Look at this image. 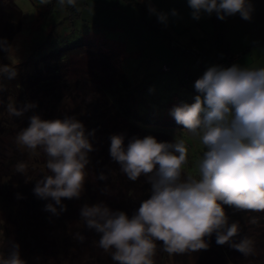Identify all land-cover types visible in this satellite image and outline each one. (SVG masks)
Returning <instances> with one entry per match:
<instances>
[{"label": "clouds", "instance_id": "9594fccd", "mask_svg": "<svg viewBox=\"0 0 264 264\" xmlns=\"http://www.w3.org/2000/svg\"><path fill=\"white\" fill-rule=\"evenodd\" d=\"M57 3L76 7L77 0ZM188 4L195 20L213 13L220 20L237 13L250 20L254 11L251 0H188ZM148 10L167 24L169 13L155 8L151 0ZM170 15L178 13L173 9ZM11 47L6 39H0V50L7 52ZM0 75L15 79L17 71L4 66ZM194 88L199 93L195 102L174 106L170 115L206 148L198 164L199 179L191 175L181 179L188 154L184 139L169 143L152 136L134 137L125 147L123 135L110 137V156L120 171L131 181L143 175L151 185L150 198L143 200L131 217L124 211H112L103 202L85 204L81 209L85 226L100 234L94 243L110 254L113 264H154L157 242H162L169 254L207 250L210 245L205 238L213 234L218 245L228 244L243 256L254 252L253 240L241 235L238 222L229 223L224 206L264 212V67L210 66ZM33 107L27 104L18 109L9 103L7 111L22 116ZM93 133L86 134L85 126L74 116L42 120L33 115L29 126L15 137L18 146L32 152L42 149L47 157L48 172L33 189L37 197L54 201L46 204L45 211L58 216L67 210L62 198L81 197L88 153L94 151L89 140ZM16 171L23 174L26 164L18 163ZM99 179L107 177L101 173ZM256 222V218L251 220ZM84 240L80 234L79 241ZM19 248L12 242L0 264H27Z\"/></svg>", "mask_w": 264, "mask_h": 264}, {"label": "rangeland", "instance_id": "374dc122", "mask_svg": "<svg viewBox=\"0 0 264 264\" xmlns=\"http://www.w3.org/2000/svg\"><path fill=\"white\" fill-rule=\"evenodd\" d=\"M13 2L22 11L23 18L21 30L14 36L11 43L12 47L9 50L8 59L11 63L15 64L22 62L29 56H31L33 60L47 51L48 42L55 45L57 39H60V41L65 44L72 43L76 40V36L71 37V34L75 35V33L72 32L77 31L78 20L70 23L66 12L57 3V0H49L48 3H43L42 0H13ZM152 2L156 3L158 1L151 0V4ZM184 2L185 1L182 2V5L186 4ZM251 2L254 5V11L252 12L250 20L242 19L239 13H237L236 15L226 17L223 21L228 31V38L231 36L235 42L237 38L234 36H239L240 40L237 41L238 45L246 40L247 42H256V46H254L255 48H253L252 51L256 61L250 67H264V24H260L258 30H256L257 27L251 30V34L240 35L242 31L248 32L250 28L264 21V0H251ZM147 5L149 6V1ZM166 7L167 4L163 6L164 11ZM184 11L190 13L186 8ZM147 14L157 18L156 15L150 14L149 11ZM207 16V14L202 15L200 20H195L191 17V20H189L187 24L201 22L205 26L211 27L213 30L214 26L211 19H207ZM3 20L4 18L1 17L0 24ZM216 20H219V18H216ZM176 21L178 24H186L185 20L181 21V19H178ZM152 33L154 34L153 30ZM158 36L159 37L155 38V40L160 46L154 43L153 47L150 48L153 37L142 36L140 40L145 41L141 43L140 47L131 48L135 50L136 53H130L129 50L131 49H125L126 52H124L122 57L121 69L135 91L137 115L143 118L147 115H151L161 121L162 119L172 117L168 107L169 102H172L174 106L182 102L189 104L195 102L194 98L197 93L194 88L195 81L200 75V72L201 74L204 73L211 65L207 63V61H203L202 64L198 65L192 56L183 55L170 49L167 45L169 41L168 38L164 37L165 40H163L160 33ZM114 37L116 36L114 35ZM147 42H149V44L146 46ZM201 43L205 44L202 37L200 39V44ZM100 44L101 43L97 42L95 45L98 48L100 47V50L103 52H109L110 49H118L115 44ZM185 46L191 48L189 45ZM243 53L239 55L238 59L243 56ZM213 55H217L214 48H212V56ZM120 57V54L116 56L115 61L119 62ZM236 60L237 59L231 63L230 67ZM69 63V69L66 75L69 81L82 76L96 83L97 81L95 79H97V76L93 75V70L99 75H101L102 72L100 64L93 60L85 51L81 52L79 55L72 56ZM162 64L169 65L172 71L159 72ZM184 74L190 75L193 80L191 79V81L187 82L184 86L179 85V80ZM33 83L32 81L29 84L28 89L25 88L23 94H18L16 98L13 97L10 98V100L13 102H17L19 99L24 100L23 104L22 102L19 103L22 104V106H25V104H34L35 107L30 108V114H32L33 110H36L37 105L40 104L41 111L39 108H37V111L42 120L57 119V114L62 108H67L69 112H72L71 100L68 99V93L70 92L68 89L61 86L62 91L60 92V98L62 99L56 101V94L52 95V98L49 94L43 96L35 92V87L32 85ZM54 90L57 93L58 90L56 88H54ZM80 94L81 93L78 91H75L76 96ZM13 102L12 104H14ZM89 103H91L90 99L85 98L81 106L82 110L77 112L76 115L86 117V119L92 115L93 105ZM25 115H27V113ZM10 118L11 117L5 116L4 114L0 115V193L4 194L5 198V200L3 199L0 201V249L4 246L5 240L3 236L5 231L8 230L10 237L18 236L20 239L18 243L20 246V256L27 264H96L95 260L89 258L87 254L79 259L75 258V260L71 255L74 251V247L72 246L69 248L70 238L74 237L72 235H75L76 229L84 228L85 226L80 215L82 209L80 205L81 201L78 203L75 198H62V203L66 205L67 210L61 212L57 216L45 211L47 203H54L50 198L48 200L36 199L35 201L29 199L27 193L31 194V189L33 187L35 188L36 181L42 178L44 174H47V168H43L44 171H42L39 176L37 173L39 168L35 166L34 169L36 172L32 173V176H28V172L23 173L24 176L28 177H26V181L22 182L18 187H2L1 180H4V176H2L4 172L16 170V165L23 162L21 161L22 157L19 153H24L27 159L30 156L29 153L34 154V152L26 147L17 145L15 137L22 129L13 123ZM84 120L79 119L80 122ZM22 123H24V121H22ZM115 124L116 123L111 122L109 126H115ZM83 125L85 126L86 134L94 130L93 135L89 137L91 143H93V137L94 139L105 140L104 136H101L100 130L93 125L92 121L87 120ZM167 131L175 139L185 140L188 154L187 163L184 165V168L190 175L199 174L198 164L203 157L204 151H206L199 137L194 136L181 126L173 127L171 130L167 129ZM124 146H127L125 140ZM39 151L41 156H38L37 153L38 159L45 161L46 155H42V149ZM194 178L197 177L194 176ZM57 208L59 210V206H57ZM224 208L229 217V223H239L241 235H246L250 238L252 235L256 234L255 228H257V225L255 226L256 223H251L253 218L250 217V214L236 210L227 205H225ZM60 239L61 241L59 242ZM205 239L210 245L207 250L202 249L196 252L172 254L164 250H162L161 253L157 251L154 256L156 259L154 260V264H244L243 259L247 256H243L239 251L233 253V250L228 244L218 245L216 243L215 234H213L211 238L206 237ZM93 240L94 239L88 237L85 248L90 247L91 245L89 242L92 241L94 243ZM97 249V256L102 260L101 264H113V261L109 260L108 255L106 256L101 248L98 247ZM259 254V252L253 254L255 261L260 262L264 260Z\"/></svg>", "mask_w": 264, "mask_h": 264}, {"label": "trees", "instance_id": "16d2710c", "mask_svg": "<svg viewBox=\"0 0 264 264\" xmlns=\"http://www.w3.org/2000/svg\"><path fill=\"white\" fill-rule=\"evenodd\" d=\"M62 8L66 12L70 23L78 20V24L76 23L78 25L77 31L72 32L75 33V35L71 34V37L76 36L74 42L65 44L62 43L60 39H57L55 45L48 42V48L46 47L47 51L45 50V53L40 54L33 60L31 59V56H29L26 60L15 64L11 63L8 59L10 49L7 52L0 50V69L7 66L9 68H16L17 71L15 79H8L6 76L0 75V115L4 114L5 116L11 117V121L21 129L26 128L29 126L30 117L38 115L37 108L40 109V104L37 105L36 110H33L32 114H30V109L22 116H11L7 111V104H12L13 102L10 98H16L18 94H23L25 88L28 89L29 84L32 81L34 82L32 85L35 87V92H38L43 96L49 94L51 97L56 94V101L62 99L60 98V92L62 91L61 86L68 89L70 91L68 93V99L71 100L72 112H69L67 108H62L57 114V119H63L66 116H74L77 120L85 119L82 121L83 124L87 120L92 121L93 125L100 130L101 136L103 135L105 138V140L94 139V137L92 138L94 151L88 153L89 164L86 165V172L88 175L85 181L84 190L81 197L77 199V202L79 203V201H81L80 205L82 207L85 204L91 206L103 202L112 211H124L129 217H131L139 208L141 202L150 198L151 185L143 175L138 178L137 181H131L120 171V165L110 156V137L112 135H123L127 144L134 137L143 139L146 136L155 137L158 142L171 143L176 139L167 131V129L171 130L173 127L183 126L177 124L173 117L162 119L160 121L151 115H147L144 118L137 115V99L135 91L121 69V61L124 52H126L125 49L131 48L124 46L121 40V42L116 41L115 43L109 41L108 38L110 36L104 31L108 30V27L111 26H100L94 22L82 19L80 16L81 9L79 5H76V7L66 5ZM0 12V20L1 17L4 18L0 24V39H6L11 45L14 36L21 30L23 14L13 0H0ZM163 36L169 39L167 45L170 49L183 55L192 56L198 65L202 64L203 61H207L211 66L215 65L214 57L216 55L212 56L210 50L192 43H180L171 38L167 32H165ZM208 36L216 46L209 42ZM132 39L133 38L130 37V40ZM203 41L210 49L214 48L217 54L221 56H223L225 52H230L232 54L243 53V51L231 50L226 46L222 40L220 29H217L216 32L211 34L207 33L206 36L203 37ZM97 42L101 43L100 45L109 43L115 44L118 49H110L109 52H103L100 50V47L98 48L95 45ZM173 43H179L183 46L189 45L190 47L198 49L199 52L197 54L184 52L179 47L173 46ZM140 45L136 48L140 47ZM84 51L102 67L101 75L93 70V75L97 76V79H95L97 81L96 83L93 80L89 81L82 76L72 81L67 80L68 78L66 75L69 69L68 64H70V58L79 55ZM129 52L136 53L133 49L129 50ZM119 54L121 55L120 60L119 62H116L115 58L116 56H119ZM170 71H172V69L167 64H162L159 70V72ZM191 79L193 80L190 75L184 74L179 80V85L184 86L187 82H190ZM54 88L58 90L57 93ZM75 91H78L81 94L76 96ZM198 94L199 93H196V95ZM85 98H89L91 102L89 104L93 105V114L87 119L86 117L76 115L77 112L82 110L81 106L85 101ZM23 101L24 100L19 99L17 100L18 103H13L19 109L27 105L25 104V106H22ZM20 102H22V104H19ZM168 107L170 111L174 107V104L169 102ZM26 113L27 115H25ZM22 121H24V123H22ZM111 122L116 123L115 126H109ZM39 150L40 149L38 148L34 154L29 153L30 156L28 159L24 153H19L22 157L21 161L26 164L25 172H28V176H32V173L36 172L34 169L35 166L39 168V171L37 172L39 176L41 175L40 173L44 171L43 168L46 169L47 157H45V161L38 159L37 153L38 156H41ZM42 155L44 156L43 152ZM101 173H103L107 179L100 180L99 176ZM189 175L190 174L183 166L181 179H185ZM2 176H4V180H1L3 188L18 187L22 182H25L26 177H28L18 173L16 170L4 172V175ZM191 176H196V179H199V174ZM105 188L108 189L107 193L103 191ZM33 189L34 187L31 189V194L27 193L29 199L34 201L36 199L41 200V198L34 194ZM3 199L5 200L4 194L0 193V201ZM244 213H248L250 214V217L256 218V234L251 236L254 242L253 254L259 252V256L264 258V212L247 211ZM76 230L77 231L74 233L75 235H72L74 237H71V241H69V248L72 246L74 247V251L71 254L72 257L74 259H79L87 254L89 258L95 260L96 264H101L102 260L97 256L98 245L91 241L89 242L91 246L85 248L88 237L94 239L93 241H98L100 234L95 230L88 229L86 226H84V228H77ZM80 234L85 237L83 243L79 241ZM3 237L5 242L4 246L0 249V257L6 256L7 252L10 250L12 242L18 244L20 241L18 236H11V238L8 234V230L5 231ZM60 241L61 239L59 242ZM70 242H73L75 246ZM231 249L233 250V253H235V251L237 252V250L233 248ZM162 250V242H157L156 252L160 251L161 253ZM105 254L106 256L108 255L109 260H112L110 254ZM253 254H251V256L248 255L243 259L244 264H264V260L260 262L255 261ZM153 259L156 260L155 257H153ZM200 259L199 262L201 263Z\"/></svg>", "mask_w": 264, "mask_h": 264}, {"label": "crops", "instance_id": "0c3cea01", "mask_svg": "<svg viewBox=\"0 0 264 264\" xmlns=\"http://www.w3.org/2000/svg\"><path fill=\"white\" fill-rule=\"evenodd\" d=\"M148 1L149 0H77L76 5L80 6V16L82 19L94 22L100 26H111L108 27V30L104 31L108 36H110L108 38L109 41H113L114 43L116 41H122V44L126 47L136 48L139 46L145 41L140 40L141 36H150V38L153 37L150 48L153 47L154 43L157 46H160L157 44L155 38H158V34L160 33L163 40H165L163 34L167 32L171 38L177 40L180 43L198 44L202 45L201 47L204 49L210 50L207 44H200V39L201 37H205L207 33H213L216 32L217 29H220L222 33V40L229 49L240 50L243 52L246 50L243 53V56L239 59L237 57V60L233 64L250 67L256 61V58L252 53L253 48H255L254 46H256V42H247L246 40L242 44L238 45L237 41L240 40L239 36H234L237 38L235 42L231 36L228 38V31L226 29L225 22L220 19L216 20L218 17L215 13L207 16V19H211V22L214 26L212 30L211 27L205 26L201 22L187 24L192 17V9L189 7L188 0H157L158 2L156 3L152 2V5L161 11H164L163 6L167 4L166 10L164 12L169 13V19L167 24H164L159 22L156 17H151V15L147 14L149 11L147 5ZM183 1H185V5H182ZM185 8L189 10L190 13L184 11ZM173 9L177 11V16L170 15L171 10ZM178 19H181V21L185 20L186 24H178L176 21ZM260 24H264V21H261V23L258 25L250 28L249 31L246 30L248 32L242 31V34L240 35L251 34V30H253L255 27H257L256 30H258ZM152 30L154 34L152 33ZM114 35L116 38H112ZM130 37L133 39L130 40ZM149 42H147V44H149ZM210 52H212V49ZM203 74L204 73L201 74L200 72L198 78L202 77Z\"/></svg>", "mask_w": 264, "mask_h": 264}, {"label": "built area", "instance_id": "2783aa9c", "mask_svg": "<svg viewBox=\"0 0 264 264\" xmlns=\"http://www.w3.org/2000/svg\"><path fill=\"white\" fill-rule=\"evenodd\" d=\"M208 39H209V36H208ZM209 42L212 45H214L212 40L209 39ZM173 46H177L181 50H183L184 52H187V53L197 54L199 52L198 49H196L194 47L187 48L186 46L180 45L179 43H173ZM214 46H216V45H214ZM185 48H187V49H185ZM239 55H240V53L232 54L230 52H225L223 56L217 54L214 57V63H215V65H219V66H223V67L227 68V67H230V64L232 63V61L235 60L237 57H239Z\"/></svg>", "mask_w": 264, "mask_h": 264}]
</instances>
